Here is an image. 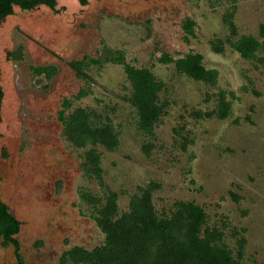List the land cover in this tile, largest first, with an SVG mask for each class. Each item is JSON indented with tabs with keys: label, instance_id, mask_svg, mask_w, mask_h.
Instances as JSON below:
<instances>
[{
	"label": "rangeland",
	"instance_id": "1",
	"mask_svg": "<svg viewBox=\"0 0 264 264\" xmlns=\"http://www.w3.org/2000/svg\"><path fill=\"white\" fill-rule=\"evenodd\" d=\"M56 10L15 9L0 22V198L21 223V263L0 240V264H58L64 251L91 250L104 240L94 206L79 195L83 189L102 197L104 190L83 176L82 150L62 136L58 115L65 101L66 115L92 110L95 122H110L118 133L116 151L98 152L102 179L117 193L120 211L137 187L157 182L156 208L183 199L207 206L209 224L221 217L227 227L244 230L243 262L264 264V57L246 61L227 44L221 53L210 48L231 36L224 22L230 12L237 36L256 35L264 0H90L85 7L58 0ZM187 20L192 34L183 30ZM17 50L19 59L11 56ZM189 53L217 71L214 86L159 61ZM119 58L163 83L159 97L166 108L154 139L136 128ZM73 62L82 64L85 77ZM40 66H54L55 73L34 74ZM220 91L231 102L224 120L206 116L217 111ZM143 142L152 145L149 157ZM225 241L236 247L229 232Z\"/></svg>",
	"mask_w": 264,
	"mask_h": 264
},
{
	"label": "trees",
	"instance_id": "2",
	"mask_svg": "<svg viewBox=\"0 0 264 264\" xmlns=\"http://www.w3.org/2000/svg\"><path fill=\"white\" fill-rule=\"evenodd\" d=\"M75 1L79 6L85 7L90 0ZM57 2L58 0H0V22L13 15L15 9L28 12L42 6L59 13L56 10ZM234 3L236 0H233ZM228 17H224V22L231 36L225 41L211 42V50L221 53L227 44L242 60L262 61L264 23L258 26L256 35L237 36L232 21L233 12ZM193 27L194 23L190 20L183 24V30L189 34L193 33ZM19 52L17 50L11 56L19 59ZM120 60L121 58L118 63L123 65L131 88L127 102L134 109L136 128L147 138L154 139V128L160 123L166 108V102H162L159 97L164 88L163 83L149 69L134 67ZM159 61L164 64L172 63L177 73L194 81L211 86L217 83V71L206 68L200 54L189 53L176 60L163 55ZM71 65L79 76L85 77L81 73V63L73 62ZM32 70L34 74L45 75L46 78L55 73L54 66L34 67ZM1 99L0 90V107ZM62 107L58 115L62 136L71 147L82 150L79 167L83 176L95 179L104 190L102 197L79 190L81 200L94 206L92 219L104 240L91 250L75 246L64 251L58 264H245L243 254L247 241L242 234L244 230L227 227L225 222L218 221L224 220L221 217L209 224L207 206L195 200H173L156 208L152 198L154 192L161 188L157 182L151 181L137 187L136 193L129 197L127 210L120 211L117 193L109 190L102 179L101 153L98 152L99 147L107 152L116 151L119 146L118 133L110 122H95L94 118L98 116L92 110L78 107L66 115L70 106L65 101ZM230 115L231 102L220 91L217 111L206 116L224 120ZM175 135L183 143L186 141L181 131H176ZM151 149L150 142H143L142 150L147 157L150 156ZM183 150H186L185 144ZM235 200L238 201L236 197ZM19 231L20 222L0 200V240L4 246L14 249L15 259L21 263L20 247L16 239ZM228 232L235 241V248H230L225 241Z\"/></svg>",
	"mask_w": 264,
	"mask_h": 264
},
{
	"label": "flooded vegetation",
	"instance_id": "3",
	"mask_svg": "<svg viewBox=\"0 0 264 264\" xmlns=\"http://www.w3.org/2000/svg\"><path fill=\"white\" fill-rule=\"evenodd\" d=\"M0 90H1V88H0ZM1 92H2V90H1ZM2 99H3V93H2ZM2 99H1V102H2ZM1 108V107H0ZM0 200H1V198H0ZM2 201V200H1ZM3 202V201H2ZM4 204H6L5 202H3ZM7 205V204H6ZM7 207H8V205H7ZM8 209H9V207H8ZM9 213L12 215V216H14L10 211H9ZM15 217V216H14ZM16 218V217H15ZM20 228H21V223H20ZM19 234V233H18Z\"/></svg>",
	"mask_w": 264,
	"mask_h": 264
}]
</instances>
